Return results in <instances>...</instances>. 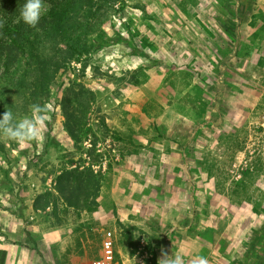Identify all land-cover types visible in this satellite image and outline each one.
Listing matches in <instances>:
<instances>
[{
    "label": "rangeland",
    "instance_id": "1",
    "mask_svg": "<svg viewBox=\"0 0 264 264\" xmlns=\"http://www.w3.org/2000/svg\"><path fill=\"white\" fill-rule=\"evenodd\" d=\"M99 19L91 38L104 33L102 46L68 63L64 81L55 79L39 137L26 144L0 138V212L10 214L8 234L0 235L16 253L9 264L17 263L22 234L38 220L51 222L63 243L45 264H91L105 232L113 236L114 264H157L163 256L156 251L166 245L182 251L186 264L190 251L207 264H243L252 231L264 220V0H124ZM145 25L154 35L152 48L140 47L139 56L132 35ZM237 31L239 57L217 68L234 53ZM255 33L259 37L247 47ZM139 66L143 89L121 82ZM183 74L190 78L188 88ZM175 77L184 88L179 94L165 83ZM80 87L94 100L87 116L91 133L78 151L64 121L66 98ZM187 93L214 97L220 118H198L183 97ZM75 167L100 174L96 209L78 212L59 203L54 214L49 209L27 216L25 203L54 193L59 171ZM183 183L181 200L165 192ZM191 198L199 203V223L181 229L188 238L199 236L195 249L173 241V227L162 228L148 210L150 203L168 200L190 214ZM81 219L90 224L85 249ZM142 255L147 259L140 263ZM22 256L30 261L29 254Z\"/></svg>",
    "mask_w": 264,
    "mask_h": 264
},
{
    "label": "trees",
    "instance_id": "2",
    "mask_svg": "<svg viewBox=\"0 0 264 264\" xmlns=\"http://www.w3.org/2000/svg\"><path fill=\"white\" fill-rule=\"evenodd\" d=\"M124 0H45V11L37 28L33 29L19 20V10L24 0H0V116L5 111H11L14 119L19 120L30 116L29 106L38 103L46 106L51 97V85L55 79L64 81L68 76L67 64L79 60L82 56L96 51L102 46L101 39L105 34L96 32L95 24L102 16H106L116 4ZM143 29V30H142ZM141 32L135 29L132 35L135 40L134 51L141 56L142 48H152L154 35L149 26ZM260 31V30H259ZM264 32V26L261 27ZM234 53L228 58L219 60L218 67L226 64L234 57H239L238 42L241 35L235 33ZM259 37L256 33L245 41L247 47L254 45ZM145 72L139 66L130 72L129 79L122 77L121 82L143 89ZM186 87H190L189 76L179 77ZM175 93H181L184 88L176 85V77L165 80ZM196 111L198 118L210 114L220 118L214 97L209 101L199 93V98L184 94ZM66 119L64 128L74 147H79L91 133L87 126V116L90 112L93 94L80 87L72 97L66 98ZM209 109H205L208 108ZM143 112L148 109L142 107ZM186 115V114H185ZM10 142V141H9ZM79 151V148H78ZM35 159L38 156H34ZM248 174L249 172H245ZM241 189L244 182L236 186ZM101 187L100 174H94L87 167L83 169L63 168L55 178L54 193L44 192L32 201L34 212L53 211L58 204L73 211L92 212L97 207L98 193ZM242 191V190H241ZM7 251L0 249V264H5ZM252 258V259H251ZM264 264V220L252 236L243 256V264ZM236 264V263H235Z\"/></svg>",
    "mask_w": 264,
    "mask_h": 264
},
{
    "label": "crops",
    "instance_id": "3",
    "mask_svg": "<svg viewBox=\"0 0 264 264\" xmlns=\"http://www.w3.org/2000/svg\"><path fill=\"white\" fill-rule=\"evenodd\" d=\"M182 156H184V155H182ZM168 174H169L168 177H170V176L174 177L170 173H168ZM178 174H180V173H178ZM169 184L172 185L171 182ZM182 186H184V183L181 184L176 189L173 188V190H167L165 192L170 193V194H175L179 197V200H181L182 199L181 193L183 190ZM166 188L171 189L168 187H166ZM150 190H156V189L153 188ZM183 199L187 200V197H183ZM190 200H191L192 206H193V204L195 205L191 209L190 214H188L187 210H183V207L177 206L176 204L172 205V203L168 202V200H165L163 202L150 203L148 210L150 211V214H149L150 218L153 221L158 222V224L162 228H165L168 226L173 227L169 230V232H172V231L174 232L173 241L178 240L179 244L183 243L185 246H186V244H190L191 248L195 249L194 248L195 244L197 242L199 243V236L197 235L194 238L193 237L188 238L187 234H184L183 230L181 229L182 226L183 227H194V226H197L199 223V207H198L199 203L197 202V205H196L193 198H191ZM196 200H198V199H196ZM25 206H26L27 216L30 215V212H32V214L35 213L32 209V202L27 201V203H25L24 207ZM36 213H40V212L38 211ZM128 214H130V213L127 212L125 216L128 217ZM7 215H10V214L6 211L0 212V231L3 232L4 234H8V221H7L8 217H7ZM32 218L33 217L31 216L30 219H32ZM125 221H127L131 224H135L134 221L131 219H126ZM78 222H80V223H78L79 225L81 224L82 226L83 225L85 226L81 230V232L83 231V233L85 235V236L83 235L85 237V241L83 242V247H81V248L85 249L84 246L89 244V240L86 239L88 237V235H87L88 231H87L86 225L90 226V224H89V221H87V219H81ZM33 229H34V231H33ZM54 229L55 228L51 222H49V221L46 222L44 220L43 221L38 220L37 224L32 229H29L27 227L25 232H23V234H22V238L24 239V240H22L23 246L20 247V251H19L20 258H17L18 260H17L16 264H28L29 262L34 261L35 258H36L35 262L37 264L39 263V262H37L38 258L42 259L44 261V264H45V261H46L45 259H47V257L58 256L59 255V249L61 248V245H63V243H60V242L58 243L59 239L56 237L57 234H56V231ZM69 234L73 235V234H71V231H69ZM102 238L103 237L100 235L99 240ZM14 248L15 247H12V246L10 247V245L7 242L4 235H0V249H4L8 253L7 254V260H6L5 264H9L10 259H11V253H12V258L16 254V253H14ZM172 252H173V250L170 249L169 245H166L163 248V252L162 251H160V252L156 251V253L160 256H163L164 254L171 255ZM177 253L182 254V251L180 253L178 250ZM24 254H29L28 257H29L30 261H27L26 263L23 262L24 258L22 255H24ZM190 254H191L190 257L196 256V254H194V252L190 251ZM35 255H36V257H35Z\"/></svg>",
    "mask_w": 264,
    "mask_h": 264
},
{
    "label": "clouds",
    "instance_id": "4",
    "mask_svg": "<svg viewBox=\"0 0 264 264\" xmlns=\"http://www.w3.org/2000/svg\"><path fill=\"white\" fill-rule=\"evenodd\" d=\"M45 11V0H24L19 10V20L30 28H37ZM30 116L16 120L11 111H5L0 116V138H5L17 144H26L36 140L40 135L47 109L46 106L34 103L29 106ZM157 264H186L183 254H164ZM191 264H207L206 258L193 256Z\"/></svg>",
    "mask_w": 264,
    "mask_h": 264
},
{
    "label": "built area",
    "instance_id": "5",
    "mask_svg": "<svg viewBox=\"0 0 264 264\" xmlns=\"http://www.w3.org/2000/svg\"><path fill=\"white\" fill-rule=\"evenodd\" d=\"M147 256H139L142 263ZM91 264H114L113 236L110 232H105L101 241V251L99 256Z\"/></svg>",
    "mask_w": 264,
    "mask_h": 264
}]
</instances>
